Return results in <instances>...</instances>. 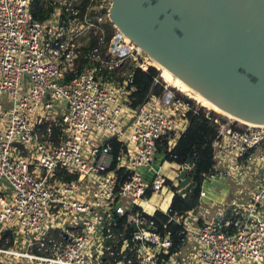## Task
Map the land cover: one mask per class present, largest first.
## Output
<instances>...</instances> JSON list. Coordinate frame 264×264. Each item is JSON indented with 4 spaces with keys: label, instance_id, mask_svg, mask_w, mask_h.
I'll use <instances>...</instances> for the list:
<instances>
[{
    "label": "built area",
    "instance_id": "obj_1",
    "mask_svg": "<svg viewBox=\"0 0 264 264\" xmlns=\"http://www.w3.org/2000/svg\"><path fill=\"white\" fill-rule=\"evenodd\" d=\"M30 1L0 0V264H264V124L240 129L219 114L216 173L198 196L199 206L217 203L211 218L151 206V195L176 188L152 165L166 161L159 146L182 132L190 105L182 102L177 123L164 85L162 96L129 107L132 74L113 73L130 57L142 70L150 63L110 18L113 0H89L84 11V0H48L43 21ZM105 21L113 27L106 43ZM93 36L96 46L82 50ZM229 163L260 181L248 199L239 191L215 202L205 186L226 180ZM170 221L181 228L169 230Z\"/></svg>",
    "mask_w": 264,
    "mask_h": 264
},
{
    "label": "water",
    "instance_id": "obj_2",
    "mask_svg": "<svg viewBox=\"0 0 264 264\" xmlns=\"http://www.w3.org/2000/svg\"><path fill=\"white\" fill-rule=\"evenodd\" d=\"M109 16L219 108L264 124V0H113ZM192 164L178 170L181 194L196 186Z\"/></svg>",
    "mask_w": 264,
    "mask_h": 264
},
{
    "label": "trees",
    "instance_id": "obj_3",
    "mask_svg": "<svg viewBox=\"0 0 264 264\" xmlns=\"http://www.w3.org/2000/svg\"><path fill=\"white\" fill-rule=\"evenodd\" d=\"M87 3H89V0L83 1L81 5L82 11H84V7ZM30 9L34 19L39 21L45 20L52 12V7L49 5L48 0H31ZM100 12L104 13L105 9L102 8ZM103 26L105 28L104 39L106 43L113 35V27L108 21H105ZM97 38L98 36L91 37L89 43L82 46L81 49L88 50L96 46ZM101 52L105 53V45L102 46ZM84 62L85 60L80 58L78 61V67ZM127 70H130L132 74L129 89L132 88L127 95V104L130 108L136 109L141 104L147 102L151 97H160L165 92V86L160 81L158 76L159 72L155 66L149 64L146 70H142L138 67H133L128 59L121 66L117 67L113 74L121 80L123 78V73ZM175 99L181 100L190 105V108L184 115L186 126L173 141L172 145L164 140L162 146H159V150L164 151L166 160L175 161L180 164L181 167L186 164L188 159L193 158V164L189 171V174L192 175V180L196 183L193 193L181 194L175 187H173L172 194L167 204V208L171 210V213L180 215L186 211L194 210L199 206V190L205 175L216 173L213 169L215 160L212 142L217 134L219 125L217 121H220L221 117H218L219 114L213 109H210L207 114L205 107L197 106V104L190 98L176 96ZM245 127L244 124L240 127L238 126L240 129ZM53 134L56 135L57 130L53 129ZM111 145L114 154H116L118 152V143L112 139ZM61 177L62 179L69 180L74 176L63 174ZM167 183L170 184L171 181L167 180ZM154 215L160 221H166L168 219V215H165L158 210L155 211ZM179 228H181V226L173 221L168 223L169 230L175 231ZM177 249L178 242H174L170 248V252H174Z\"/></svg>",
    "mask_w": 264,
    "mask_h": 264
},
{
    "label": "rangeland",
    "instance_id": "obj_4",
    "mask_svg": "<svg viewBox=\"0 0 264 264\" xmlns=\"http://www.w3.org/2000/svg\"><path fill=\"white\" fill-rule=\"evenodd\" d=\"M109 10L111 9V6H109L108 8ZM120 28V27H119ZM87 37H82L79 38V42H82L83 44H86L88 42V40L86 39ZM150 55L148 56L147 53L143 54L142 53V58H145V60L148 58V61H150V65H153L157 68L158 70V76L160 78V81L164 84L167 85L171 94V99H170V103L169 106L167 107V109H165L166 111H169L171 113H173L175 115V119L177 123L180 122H184L182 119V117L180 116L181 112H183L184 108L181 106L182 101L181 100H177L175 99L176 96L177 97H183V98H190L192 99L196 104L202 105L205 108L208 109H213L215 110L218 114H221L220 112H218L216 109H214L211 106H206L203 105L201 102H199L198 100H196L192 95H190L188 93L187 90H185L183 87L175 85V83H168L165 79H163L161 77V70L160 68L157 66V64L152 61L150 59ZM138 59H140V57H138ZM130 64L133 65L135 61H133V59L130 57ZM168 80V79H167ZM169 81V80H168ZM161 103V102H160ZM173 103V104H172ZM222 116H224V118H228L225 115L221 114ZM230 119V118H229ZM232 120V119H230ZM242 122V121H240ZM239 121L237 122L236 120H234V123L242 126L243 123H240ZM245 126H248L246 124H244ZM159 163L160 160H157L156 162L153 163V165L155 166L156 163ZM178 163H176L175 161H169L166 160L163 165H162V174L165 175L168 179L170 180H174L175 185H177V173H178ZM156 167V166H155ZM228 172L229 174L227 176H225L226 180H227V184L230 185L229 189V195L227 197V199L229 200L230 198H234L237 195H239V191H243V194H241V196H243L245 199H248L251 196V192L254 191L257 186L258 183L260 181L261 175L259 173H248V171L245 168H241L239 165H235L233 163H229L228 164ZM207 187V186H205ZM167 188L166 186H164L162 188V190L160 191V194H153L149 197V202L153 203L156 206H160L161 209L166 210L167 209V204L169 201V194L167 193ZM169 196V197H168ZM222 197H220V199L217 198V200H221ZM214 206H216L215 204H213ZM148 212L152 213L153 212V208L152 207H148ZM240 264H243V262H241ZM248 264H263L260 262H252V263H248Z\"/></svg>",
    "mask_w": 264,
    "mask_h": 264
},
{
    "label": "crops",
    "instance_id": "obj_5",
    "mask_svg": "<svg viewBox=\"0 0 264 264\" xmlns=\"http://www.w3.org/2000/svg\"><path fill=\"white\" fill-rule=\"evenodd\" d=\"M153 101H154V103H158V101L156 99H153ZM185 126H186V122H185ZM185 126H184V128H185ZM184 128H183V130H184ZM177 136H176V138H177ZM163 163L164 162H159V163L157 162L155 165L156 167L154 165H152V169L153 170L159 169V172L162 174L161 169H162ZM177 168H178V170L180 169V164H178ZM149 171H151V170H147V168H141L139 170L141 175H143L144 177H147V178H149L148 177L150 174ZM170 181H174V180H170ZM214 187H216L217 191L214 190ZM229 187H230V185L227 184V180L216 179V180H214L213 183L210 184V186H207V190H208L207 191V198L208 197L214 198L215 202L225 200V199H227L229 192H230ZM166 188H167L166 194L168 193L170 196L172 194V189H169L167 186H166ZM220 197H222V199L217 200V198L220 199ZM150 204H151V206H155L153 203H150ZM213 204H215L217 206V203H213ZM216 206H214L212 204L204 203V205H200L198 208H196L195 214L200 220L198 222H202V220H204L205 218H211V216L214 215Z\"/></svg>",
    "mask_w": 264,
    "mask_h": 264
},
{
    "label": "bare ground",
    "instance_id": "obj_6",
    "mask_svg": "<svg viewBox=\"0 0 264 264\" xmlns=\"http://www.w3.org/2000/svg\"><path fill=\"white\" fill-rule=\"evenodd\" d=\"M119 30H121L123 33H125L121 27L119 28ZM150 56H151L150 59L152 61H154L157 64V66L160 68V70H161V77L163 79H165L168 83H175V85H178V86L183 87L185 90L188 91V93L190 95H192L196 100H198L199 102H201L203 105H206V106L208 105V106L213 107L218 112H220L221 114L225 115L226 117H228V118H230L232 120H236L237 122L238 121L239 122L242 121L240 123H243V124H246V125H250V126H257L258 125L256 123H251L249 121L240 119L239 117L231 114L230 112L219 108L215 103L211 102L207 97H205L203 94H201V92H199L198 90L194 89L192 86H190L188 83H186L179 76L175 75L166 66H163L162 64H160L152 55H150ZM148 62L150 63V61H148Z\"/></svg>",
    "mask_w": 264,
    "mask_h": 264
}]
</instances>
